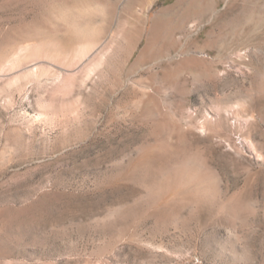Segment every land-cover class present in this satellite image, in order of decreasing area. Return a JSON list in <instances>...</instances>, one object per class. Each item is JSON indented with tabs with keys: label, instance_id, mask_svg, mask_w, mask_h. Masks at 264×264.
I'll return each instance as SVG.
<instances>
[{
	"label": "rangeland",
	"instance_id": "rangeland-1",
	"mask_svg": "<svg viewBox=\"0 0 264 264\" xmlns=\"http://www.w3.org/2000/svg\"><path fill=\"white\" fill-rule=\"evenodd\" d=\"M0 264H264V0H0Z\"/></svg>",
	"mask_w": 264,
	"mask_h": 264
}]
</instances>
